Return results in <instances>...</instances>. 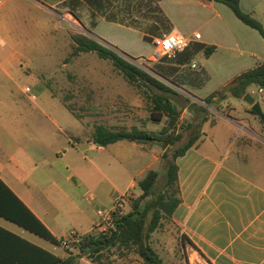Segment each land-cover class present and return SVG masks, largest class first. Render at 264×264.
Here are the masks:
<instances>
[{
    "label": "rangeland",
    "instance_id": "374dc122",
    "mask_svg": "<svg viewBox=\"0 0 264 264\" xmlns=\"http://www.w3.org/2000/svg\"><path fill=\"white\" fill-rule=\"evenodd\" d=\"M59 1L61 0H0V60L9 59L16 65L15 68L4 67L3 71L0 70L2 92L11 107H26L31 110L28 121L30 132L28 131L29 134L26 136L22 134L19 140L23 147L28 146L33 158V162L28 165L32 169L37 166L38 172L44 170L64 185L66 184L64 182L67 167L65 162L57 159L56 152L63 155L70 143H77L75 140L87 131L70 110H73L77 116H81L84 112L83 117L90 116L114 130L122 128L132 130L136 127L160 134L163 128L168 126L167 117L159 122L151 119L153 104L150 96L158 90H150L145 85L130 84L111 61L101 59L95 52L76 55L74 53L75 37L78 35H86L94 39L95 34L108 42L109 46L102 43L104 46L179 92V95L169 94L182 113L177 127L161 135L168 141L144 140L138 144L123 140L118 145V152L115 150L111 152L112 149L99 152L95 147L94 151L87 153L89 157L93 154L98 155L99 158L107 154L122 157L113 161L110 171L107 172L106 185L111 184V193L115 195L118 192L114 190L119 191L120 194L125 193L131 183L135 182L134 188L130 189L133 198L126 209L127 212L131 210L133 200L142 194L138 182L148 174L149 170L159 172L155 191L164 190L168 164L173 160L174 153L183 147L191 136L219 132L218 137L225 143L231 136L225 125V117L230 118V121L247 118L251 123L264 124L257 114L253 113L251 116L245 112V109L250 106L245 100L230 97L228 105L226 100L218 102L217 105H208L205 101L201 102L193 98L190 95H195L192 91L187 92L182 89V86L177 87L157 75L154 72L155 64L161 59H149L155 52V46L140 32V29L100 21L89 10L88 3L93 4L89 0H84L86 4H79L77 9L74 6L76 0H69L62 4H59ZM184 1L167 0L163 8L168 15L175 17L190 32H199L203 36L202 41L208 47H215V53L209 62L204 52L195 57L197 66L195 70H201V67L206 64L212 65L219 75L207 89H216L219 87L220 74H223L225 66L232 61L249 56L246 50L238 45H233L235 49L232 50V43L226 36L219 31L211 30L210 25H206L207 20L210 24L220 21L217 16L208 13L206 18H200L199 12L204 11V7L197 5V0H188L187 3ZM251 4L254 7L253 17L264 27V0H248L246 7L250 10ZM142 5L136 2L131 8L129 7V10L124 11L128 19L133 18L131 22H134L137 17L146 16L145 13H149L148 16H150L147 6ZM96 10L97 13L107 11V4L102 2ZM228 10L232 15L234 14L230 8ZM184 12L186 15H183ZM91 16L98 22L97 29H93L90 25ZM187 16L190 19H196L192 25L190 23L187 26L189 22L186 20ZM156 21L158 22H149V26L153 27L156 24L164 30L163 22ZM150 27L148 30L151 29ZM165 61L166 59L163 60ZM12 70L15 71L12 72ZM5 71L8 73L5 74ZM27 88L30 89L29 92L26 91ZM254 90L252 97L261 104L264 113V92H260L257 88ZM191 101L205 107L207 113L201 112L194 106L188 107L185 112L186 106L191 104ZM88 107L94 108L92 110L95 111L94 115L85 113ZM204 116L212 119L218 117L219 127H213L206 122L202 123ZM178 136L180 138H177ZM168 137L172 138V143ZM11 141V138H6L7 144H13ZM197 141L199 143L201 139ZM78 147L87 151L86 146ZM156 156L158 159L155 161ZM28 158L29 155L22 156L21 160L26 164ZM94 161L97 162L98 159ZM58 163L62 165L59 169ZM150 164L152 167L148 168ZM88 182H91L90 179ZM88 189L94 195L98 194V191L89 183ZM80 200L87 207L92 206L89 200L83 197H80ZM111 206L108 204L106 208L109 209ZM150 243L165 264H196V258L191 256L192 251L187 249L181 229L173 220L163 219L162 226L151 235ZM63 252L67 255L82 256L76 245H70L64 250L58 249V253ZM78 262L92 264L86 257H78ZM101 262L145 264L134 251L118 249L105 253Z\"/></svg>",
    "mask_w": 264,
    "mask_h": 264
},
{
    "label": "crops",
    "instance_id": "0c3cea01",
    "mask_svg": "<svg viewBox=\"0 0 264 264\" xmlns=\"http://www.w3.org/2000/svg\"><path fill=\"white\" fill-rule=\"evenodd\" d=\"M66 1L69 0H61L59 4ZM101 1L90 0L93 4L88 3V8L94 16L96 15L100 21L140 29L152 44L154 39L169 34H180L190 38L191 44L207 46L202 41V35L199 40L194 39L195 34H200L199 32H190L180 24V21L165 12L163 4L167 0H103L102 2L107 4V11L97 13L96 8L102 3ZM197 1V5L204 7V11L199 12L200 18L212 13L220 20L215 24H210L207 20L206 25H210L211 30L219 31L226 36L232 43V50L235 49L233 45H238L244 48L249 56L228 63L222 71L223 74H220L219 87L211 90L207 89L208 85L219 75L212 65L206 64L201 67L207 77L202 83L194 80L196 73L200 71L195 70L197 68L194 67L195 58L190 65L181 66L178 75H183L180 78L183 82L182 89L187 92L192 91L195 95L189 94L202 102L215 92L227 88L243 72L264 62V38L259 31L244 24L235 14L233 16L228 6L208 0ZM136 2L146 5L150 16L149 13H145L146 16L137 17L131 22L133 18L128 19L124 11L129 10V7L131 8ZM184 2L187 3L188 0ZM247 2L248 0H241V8L253 17L254 7L251 4V10L248 9ZM79 4L85 5L86 2L76 0L75 9ZM183 15H186V12ZM156 20L163 22L164 30L156 24L153 27L149 26V22L156 23L158 22ZM186 20L189 21L188 26L196 19L187 16ZM90 21L91 27L97 29L98 22L92 16ZM148 27L151 29L148 30ZM93 36L97 41L109 46L108 42L95 34ZM202 52L204 50L198 55ZM213 54L209 58L206 57L208 62ZM15 66L12 60H0L1 71L4 67L15 68ZM4 73L7 74L8 71ZM255 88L264 92L253 86L250 94L255 93ZM2 89L0 79V178L46 225L59 242L68 239L72 245L75 238L97 230L100 207L106 208L108 204L112 205L115 196L120 194L119 191L114 190L118 193L112 195L111 184L106 185V178L113 161L122 157H113L111 154L103 155L102 158L95 154L89 157L87 153L94 151L95 147L99 152L107 149L118 152V145L122 141L105 147L98 146L93 141L95 128L98 125H106L90 116L83 117L84 112L81 116H77L73 110H70L87 131L75 140L77 143H70L63 155L56 152L57 159L65 162L67 167L64 185L52 174L44 170L38 172L37 166L33 169L29 167L28 163L33 162V158L28 146L23 147L19 138L22 134L26 136L29 134L28 131L30 132L28 121L31 110L26 107H11L6 102ZM197 93L201 95L198 96ZM230 97L225 101L227 105ZM240 100L243 101L244 98ZM92 110L93 107H88L85 113L94 115L95 111ZM252 111L250 104L245 112L252 116ZM227 118L224 119L225 125L231 133L228 141L224 143L218 137L219 132L202 133L199 137L201 142L196 141L185 153L177 157L181 203L175 209L172 220L181 229L187 249L192 251L191 256L196 258V264H264V124L251 123L247 118L231 121ZM238 122L246 123L248 131L239 134ZM206 123L219 127L218 117L209 118ZM6 138H11L13 144H7ZM80 145L86 146L87 151L79 149ZM26 155H29V158L25 164L21 157ZM94 159H98V163ZM157 159L156 156L155 161ZM61 166L58 163L57 168ZM151 167L152 164L148 165V168ZM89 179L91 182H88ZM88 183L98 191L97 195L88 189ZM134 186L135 182H132L125 192L130 191ZM90 194L92 198L87 199ZM80 197L89 200L92 206L87 207ZM0 227L62 259L70 256L65 252L58 253L59 248L65 249L61 244L48 241L2 216H0ZM15 251L14 244L7 242L3 250L6 257L12 258Z\"/></svg>",
    "mask_w": 264,
    "mask_h": 264
},
{
    "label": "trees",
    "instance_id": "16d2710c",
    "mask_svg": "<svg viewBox=\"0 0 264 264\" xmlns=\"http://www.w3.org/2000/svg\"><path fill=\"white\" fill-rule=\"evenodd\" d=\"M208 1L219 2L228 6L239 20L259 31L264 38V27L251 14L242 10L240 5L241 0ZM75 44L74 53L76 55L95 52L101 59L111 61L130 84L136 86L145 85L150 90H158L150 96L153 104L151 119L157 122L161 121L164 117L169 119L168 126L164 127L160 134L136 127L132 130L126 128L114 130L103 125H98L93 134L95 144L105 147L123 140H129L138 144H141L144 140L157 142L168 141L164 140L165 138H162L161 135L169 133L171 129L177 127L182 113L169 94L179 95V92L91 37L78 35L75 37ZM201 50H204L205 56L209 58L215 52V47H208L203 44H190L176 58H162L155 64L156 70L153 71L166 81L181 88V86L183 87V82L180 78L183 75H178L182 69L181 66L190 65ZM164 59H166L165 62H163ZM204 74L201 69L196 73L194 80L200 83L206 81L207 77ZM173 75H176V77H173ZM253 86L264 90V62L253 69L243 72L227 88L215 92L204 101L208 105H217L218 102L227 100L229 96L243 99L250 93V89ZM191 106L197 107L203 113H207L205 107L199 106L196 103H191L186 107ZM252 112L255 113L254 111ZM261 119L264 122V116ZM208 120L209 118L204 116L202 123ZM199 137L200 134L190 137L189 141L174 153L173 160L168 164L163 191H155V185L159 179V172L157 170H149L148 174L138 182L142 194L133 200L129 212L116 215L115 228L102 232L88 233L72 243V245L77 246L82 256L70 254L69 257L62 259L54 253L0 227V264H80L78 257H86L93 264H104L101 262V258L104 257L105 253L113 249H118L119 251H134L145 264H165L161 256L151 245L150 238L162 226L163 219L172 220L175 209L181 203L176 159L192 147ZM177 138H180V136ZM168 139L171 143L173 142L172 138L168 137ZM0 216L48 241L60 244L46 225L1 178ZM7 242L14 244L16 250L12 258L11 256L7 258L3 252Z\"/></svg>",
    "mask_w": 264,
    "mask_h": 264
},
{
    "label": "built area",
    "instance_id": "2783aa9c",
    "mask_svg": "<svg viewBox=\"0 0 264 264\" xmlns=\"http://www.w3.org/2000/svg\"><path fill=\"white\" fill-rule=\"evenodd\" d=\"M195 40H199L201 38L200 34H195ZM192 40L188 37H185L180 34H169L163 38L154 39L153 44L155 46V52L152 56L155 60H159L162 58H175L179 53L184 52L191 44ZM196 65H194L195 67ZM27 92L30 91L29 88L26 89ZM251 94H254L252 92ZM239 125V134H243L248 131V126L246 123L240 122ZM91 194L88 195L87 199H91ZM133 198V193L131 191L118 194L115 196L112 206L108 208H101L98 211L99 214V222L97 224V231L102 232L108 229H113L116 226L115 217L118 214H125L127 211V207L129 206L131 200ZM79 238H75L74 241H77ZM60 244L68 249L70 247V243L68 239H62Z\"/></svg>",
    "mask_w": 264,
    "mask_h": 264
},
{
    "label": "water",
    "instance_id": "95a60500",
    "mask_svg": "<svg viewBox=\"0 0 264 264\" xmlns=\"http://www.w3.org/2000/svg\"><path fill=\"white\" fill-rule=\"evenodd\" d=\"M244 100L246 102H248L249 104L252 105V110L259 116V117H263V111L261 109L260 103L256 102L255 99L252 97V95L250 93H248L245 97Z\"/></svg>",
    "mask_w": 264,
    "mask_h": 264
}]
</instances>
